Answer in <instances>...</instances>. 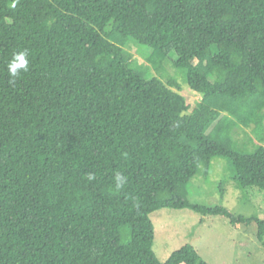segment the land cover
Listing matches in <instances>:
<instances>
[{
  "label": "trees",
  "instance_id": "obj_1",
  "mask_svg": "<svg viewBox=\"0 0 264 264\" xmlns=\"http://www.w3.org/2000/svg\"><path fill=\"white\" fill-rule=\"evenodd\" d=\"M113 35L174 53L197 105L132 69ZM263 121L264 0H0V264H208L191 244L156 257L163 209L254 222L264 248V219L188 197L215 157L264 196ZM237 124L256 129L250 152Z\"/></svg>",
  "mask_w": 264,
  "mask_h": 264
},
{
  "label": "rangeland",
  "instance_id": "obj_2",
  "mask_svg": "<svg viewBox=\"0 0 264 264\" xmlns=\"http://www.w3.org/2000/svg\"><path fill=\"white\" fill-rule=\"evenodd\" d=\"M110 40L124 50L130 67L145 78H157L165 83L172 81L174 86L171 89L185 98L189 111L200 101L201 95L187 86L185 71L173 67L174 53L168 58H160L152 55L150 47L139 45L129 37L113 35ZM263 128L264 121L257 132L261 133ZM255 130L254 125L248 128L240 124L234 126L231 137L235 142L230 138L232 146L250 152L254 145L259 144ZM233 177L234 171L228 159L213 158L208 176L205 178L198 173L189 182V200L201 205L222 206L233 215L264 219L262 192L256 187L240 188ZM190 184L192 188H189ZM149 218L155 231L153 251L160 261L173 250L191 244L208 264H264V248L256 238L254 222L231 225L224 217H201L185 209L158 210Z\"/></svg>",
  "mask_w": 264,
  "mask_h": 264
},
{
  "label": "clouds",
  "instance_id": "obj_3",
  "mask_svg": "<svg viewBox=\"0 0 264 264\" xmlns=\"http://www.w3.org/2000/svg\"><path fill=\"white\" fill-rule=\"evenodd\" d=\"M28 53L27 51H20L17 53H13V58L8 63L7 67L9 70V75L12 78L17 77L20 74V71H27L28 70ZM95 177L92 174H89L88 179L92 180ZM126 182V178L123 176L122 173H117L115 176V187L116 189H120L123 187L124 183Z\"/></svg>",
  "mask_w": 264,
  "mask_h": 264
}]
</instances>
